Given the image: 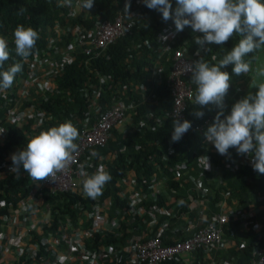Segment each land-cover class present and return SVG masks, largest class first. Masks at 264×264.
Segmentation results:
<instances>
[{"label": "trees", "instance_id": "trees-1", "mask_svg": "<svg viewBox=\"0 0 264 264\" xmlns=\"http://www.w3.org/2000/svg\"><path fill=\"white\" fill-rule=\"evenodd\" d=\"M74 1L76 0H71V4ZM79 1L82 2V0ZM126 2L130 3L128 14L124 11ZM60 3L61 0H0V36L6 39L10 53L9 59L4 62L0 71L7 70L17 62L22 65V71L16 74L12 87L0 91V128L5 131L0 144V162L11 168L12 153L9 157L7 154L11 149H15L14 152H16L19 148H25L31 135L66 120H70L79 130L82 119L97 117L114 101L121 99L124 104L132 106L128 112L132 121L149 118L151 123L149 127L138 126V130L124 136L113 126V137L103 146H95L92 150L104 157L101 165L105 166L112 176L111 181L105 185L103 194L98 197L100 201L109 199L107 215L118 218L124 212L125 202L117 194L118 178L132 171L136 176V183L145 186L142 179L145 180L152 171H159L165 176L168 188L173 189L174 201L179 200L178 204H174V201L167 202L166 198L159 193L153 198L155 205L163 209H167L172 204L175 205L171 215L163 213L157 217L155 226L164 221L166 223V228L161 229L163 238L169 235L168 227L181 222L182 214H186L189 219L193 217V213L188 211L190 200L195 198L204 200L203 213L204 223H206L219 212L216 203L222 199V194L226 193L227 203L233 206L230 207L232 210L228 213V219L221 224V239L229 240L232 244L224 250L210 247L192 251L191 254L198 259L203 253H210L213 256L220 254L219 262L223 264H246L253 261L256 258L254 247L262 245L264 228L259 235L248 229H242L238 213L247 209L251 203L261 204L258 202V197L264 198V174L254 171L252 164L242 169H228L229 157L220 155L207 145L204 133L213 123L220 109L209 104L199 109L203 111V117L195 116L194 112L198 106L193 103L196 85L192 80V99L186 102L185 117L181 119V121L184 119L191 121L192 127L179 142L171 141L174 130L172 121L175 119L167 115L171 100L165 85V78L171 64L170 53L173 49L184 46L186 51L192 54L196 48L200 47L195 44V37L198 34L192 35L188 30H183L175 37V42L163 51L162 47L158 46L156 36L170 22V19L165 22L162 14L146 7L143 0L140 2L138 0H94V7L88 10L86 15L74 14L71 6L61 7ZM172 5L174 9L176 0H172ZM117 11H121L126 17H129L132 12L138 13L137 17H131L132 25L127 34L108 44L97 56L85 55L75 47L70 49L72 35L66 27L79 31L89 30L97 21L111 20ZM18 25L32 27L38 32L39 39L33 49L37 59L54 53L52 62H49L47 66L50 68L49 78L53 87L44 97L22 99L21 102L23 105H34L35 110H39L44 115L43 121L41 120L33 128L27 123L17 127L6 119L14 99L18 97L16 83L26 75L27 70L30 69L35 73L37 67V59L35 63H29L16 54L13 33ZM55 28L61 29V39L58 44L60 43L70 53L66 61L62 60L64 56H59L50 44L49 31ZM240 38L234 34L223 45L206 44L207 49L195 58L198 60L202 57L210 64H218ZM157 54H159L158 57ZM213 56L216 57L215 61L212 60ZM255 57L256 51L245 57L246 61H250V69ZM232 68L233 65L229 64L221 69L227 71L231 77L230 87L224 98L223 112L238 101L241 95L240 86L248 80L247 74L235 75ZM96 90L98 96L94 98ZM205 118H208L206 125L201 130H195L193 125ZM31 120L30 117L27 121ZM121 145L124 146L123 150H120ZM167 148L171 149L172 153H167ZM107 153H112L114 157L107 160L105 158ZM86 154L89 155V152ZM161 154H165V160H160ZM97 156H92L85 163L80 160L79 169L88 175L93 174L96 171ZM201 156L209 157L210 165L224 169L221 179H208L210 170L204 169L206 165L201 162L203 158ZM199 157L201 158L198 160ZM197 180H200V188H195L194 182ZM35 182L22 167L18 173L10 172L1 176L0 216H9V208H15L21 198L27 197ZM81 188L83 189V182L73 192L50 193L44 187L39 188L37 192L40 194L41 203L55 204L57 210L61 208L58 211L65 213L73 223L78 213L75 204L81 201L77 191ZM230 198L234 201H229ZM86 201L93 202V199L86 196ZM143 216L144 219L150 218L147 211ZM133 218L132 225L127 224L128 226L125 224L126 219L121 218L117 232L93 233L88 240H85V247L88 249L93 246L110 245L113 250H118L117 255H120V260H116L113 254L104 255L103 264H121L126 252L119 248L126 244L129 236H136L140 232L136 226L138 218L137 216ZM58 225L57 213L53 212L51 219L43 225L42 231L55 234ZM129 226L134 227L131 233L126 230ZM31 234L33 237L36 236L35 232ZM147 237L148 235L142 239ZM44 253L50 256L51 250L47 249L45 244L37 242L33 258L39 260ZM20 261L24 263L23 256ZM200 263L199 260L198 264ZM206 263L209 264V260ZM157 264L184 263L176 257Z\"/></svg>", "mask_w": 264, "mask_h": 264}, {"label": "clouds", "instance_id": "clouds-1", "mask_svg": "<svg viewBox=\"0 0 264 264\" xmlns=\"http://www.w3.org/2000/svg\"><path fill=\"white\" fill-rule=\"evenodd\" d=\"M143 2L149 9L161 13L165 22L172 19L177 32L190 26L198 34L195 44L200 48L206 44L223 45L234 34L241 37L218 64H210L201 57L189 64L186 71L191 72V80L196 85L193 103L198 108L195 116L203 117L204 113L199 109L209 104L220 109L204 133L206 140L220 155L228 156L230 148H235L239 155L249 154L254 171L264 174V82L254 84L258 91L249 92L239 99L230 113L224 116V98L231 77L227 71L221 70L231 64L235 75L250 71V61H246L245 57L264 46V0H176L174 9L172 0ZM60 6H71V0H61ZM80 7L88 11L94 7V0H82ZM129 8L130 3L126 2L124 11L127 14ZM13 34L16 54L24 59L32 55L39 39L38 32L32 27L18 25ZM162 38L167 39V36ZM9 56L7 41L0 36V69ZM212 60L215 61L216 57L213 56ZM21 71L19 62L0 71V91L11 88L16 74ZM257 75L264 77V69L258 70ZM172 124V142H179L192 127L191 121L179 119V113ZM78 137V130L70 120L41 130L29 137L25 148H19L11 155L10 171L18 173L22 167L33 182L54 180L56 174L72 161L73 154L78 150L74 143ZM91 155L97 156L98 153L93 151ZM201 157V162L206 165L204 169H210L209 157ZM82 174L87 177L83 181V192L91 199L102 195L105 185L112 179L103 165L91 175ZM58 260L59 264H63V257Z\"/></svg>", "mask_w": 264, "mask_h": 264}, {"label": "built area", "instance_id": "built-area-1", "mask_svg": "<svg viewBox=\"0 0 264 264\" xmlns=\"http://www.w3.org/2000/svg\"><path fill=\"white\" fill-rule=\"evenodd\" d=\"M138 13H131L130 17L124 16L121 11H117L111 20H100L95 23L91 29H71L66 27V30H70L72 35L71 48H78V50L85 55L97 56L108 44L115 41L117 38L124 36L128 33L132 25V18L137 17ZM184 30H188L192 35L194 33L190 26H186ZM181 32V31H180ZM176 31L174 21L170 19V22L157 33L158 46L162 47L163 51H166L170 44L175 42V37L180 33ZM167 36V39L162 37ZM204 48H196L195 51L190 54L186 51L185 47H178L172 50L170 53L171 64L169 67L168 74L165 78V85L168 90V94L171 100L170 107L167 115L170 118L175 119L176 115L179 113V119H183L186 113V102L192 99V82L189 77H191V72H187L189 64L193 63L197 59L195 56H199L202 51L206 50ZM199 51V54L197 52ZM157 57L159 54L156 55ZM36 54H32L26 58V61L33 63L36 61ZM35 63V62H34ZM156 67V65H155ZM154 67V68H155ZM34 71L27 70L25 78L27 81L34 75ZM98 92L95 91V95ZM130 105L121 104L113 102L109 108L104 110L95 118H84L81 121L78 133L79 137L74 143L77 144L78 150L73 154L72 161L68 166L61 172L57 173L54 180L45 179L39 181L40 188H46L50 193H63V192H73L78 189L81 183L85 179V175L79 169L80 160L84 158L86 152L91 153L95 146H103L107 140L113 137L112 128L119 121L126 117V112L129 109ZM208 118H205L201 122H197L193 125L195 130H201L207 123ZM208 145V142H206ZM212 150H215L214 145H212ZM167 153H172V150L167 148ZM228 157L234 160L231 167L242 169L247 165L251 164V157L249 154L239 155L236 152L235 148L229 149ZM160 160H165V154L160 155ZM203 160V158L201 159ZM229 166V164H227ZM101 166L97 164V168ZM212 167V165H211ZM210 167V168H211ZM142 182H145L142 179ZM195 188H200V180L194 182ZM28 196L25 200H30ZM258 200H262V197H258ZM13 209L12 207H10ZM24 208L20 207L19 209ZM156 211L158 208L155 209ZM171 210H168L170 212ZM91 217L89 227L86 229L85 234L92 235L96 233L99 227L96 212H91ZM8 216V215H7ZM1 217H6V215H1ZM229 217L228 213H217L214 214L213 218L204 223L202 226L197 228L187 237H175L174 230L167 229L169 235L166 237L161 236V230L152 233L149 237L144 240L132 241L130 248L133 254V261L137 264H157L161 261L170 260L173 258H181L182 256L191 253L192 251L198 249H207L210 247H217L221 242V224L226 221ZM239 218H244V210L238 213ZM14 224H11V227L14 228L17 224V220L13 219ZM24 222V220H22ZM3 225L0 222V227ZM15 237H19L17 233H14ZM3 234L0 232V248L3 244L2 241ZM175 237V238H173ZM166 241H163V240ZM38 241L47 246V242L42 240ZM36 241V243L38 242ZM33 242V241H32ZM47 243V244H46ZM262 245L255 251L256 258L246 264H264V239L262 240ZM15 245H18V240L14 241ZM27 247V246H26ZM29 250L19 252V261L17 264H22L20 258L23 256V264H41L49 259L46 253H44L39 260L33 258V251L31 250L32 246H28ZM79 250L78 256H75L73 264H92L96 258L100 259L104 255H109L110 253L114 254V251L111 250L110 245L106 248L102 246H93L86 248L85 246H77L73 249V245H70V250ZM37 249V247L35 248ZM49 249V246H47ZM67 257H63V264H67ZM50 260V259H49ZM59 261V260H58ZM52 264H56L55 262ZM209 264H223L217 260L210 259Z\"/></svg>", "mask_w": 264, "mask_h": 264}, {"label": "crops", "instance_id": "crops-1", "mask_svg": "<svg viewBox=\"0 0 264 264\" xmlns=\"http://www.w3.org/2000/svg\"><path fill=\"white\" fill-rule=\"evenodd\" d=\"M67 59H65L66 61ZM48 78H49V74H48ZM102 78L100 77V80ZM49 83L50 85H48V87H53V84L51 82V79L49 78ZM17 83H16V91L18 93V97L19 98H24L26 95V90H23V88H17ZM97 92V90H96ZM98 96L95 95L94 93V98H96ZM117 103H121L124 104L121 99H119L118 101H114ZM132 108V106L130 105L129 109L126 112V117L122 119L121 121H119L116 125H115V129L117 132L121 133L123 136L127 133H131L133 131L138 130V126H145L143 120L146 118H140L138 119V121L134 122L132 121V118L129 115V111ZM34 112L31 111L30 115H33ZM225 112H224V116H225ZM39 117V115H37ZM31 117V116H30ZM35 117V116H33ZM91 118V117H90ZM224 118V117H223ZM148 119V118H147ZM5 132L0 140V144L2 142V139L4 138ZM208 142V141H207ZM208 145L210 147H212V143L208 142ZM137 147V145H136ZM124 146L121 145L120 150H123ZM10 153V151H9ZM92 155L91 153H89V155H85L84 158L82 159V163H85L88 159H91ZM114 157V155L112 153H107V155L105 156V158L108 160H111ZM228 157V156H227ZM104 157L98 155L97 159H96V163L101 165V161L103 160ZM229 161L230 164L228 166V169L233 170L234 167H231V164H233L234 160L232 158L229 157ZM209 172V180H219L223 177V172L224 169L219 168L217 166H212ZM134 175V173H127V175H125L124 177H120L117 179L116 183L118 186V190H117V194L120 196L119 198L124 200L125 202V208H124V212L123 214H129L127 216L125 215H121V217H126V222L125 224L127 225H132V221H134V216H137L138 220H136V226L139 228L140 232L135 236L132 237H128L126 244L122 247H120L119 249H121L122 251L126 252L124 254V259L121 262V264H137L134 263L133 261V254L130 251V245H131V241L136 238V239H140V238H144L146 235H148V237L156 232V231H160L163 228H166V223L165 221L162 222L160 225L155 226V223L157 221V217L160 214H169L172 212L173 208H175L174 204H178V201H174V198L172 197V192L173 189H169L168 186L166 185L165 179L163 177V175L161 174V172L159 171H152L147 177H145V186H140L137 185L134 181V179L132 178V176ZM142 176V175H141ZM160 184V186L158 185ZM159 186V187H158ZM83 192V189H80ZM84 193V192H83ZM161 194L163 195L167 202H171L174 201V204L170 205L167 209H163L162 207H158L155 205L153 198L155 196V194ZM226 193L222 194V199H220L216 204L219 208V212L218 213H229L232 209L230 208L233 205H230L229 203H227L226 200ZM262 197V196H261ZM103 201V200H102ZM229 201L233 202L234 199L230 198ZM101 201L98 200V197L96 199H94V204H96L95 209L97 210H102V208L99 206ZM258 202H261V204H257L254 205L253 203L249 204V207L247 209L244 210V218H240V227L242 229H248L251 232L257 233V235H259L260 233H262L263 228H264V198L262 197V200H258ZM101 204H103L104 206H106L104 208V214L103 216L105 217V220L107 221V223H109L110 228L106 229L105 231L102 232H114V230L112 229V224L115 223V217H109L106 213H107V209L109 207V199L106 198ZM158 208V210L156 211L155 209ZM205 208V202L202 199L199 198H195L189 201L188 203V211L190 213H193V217L191 219H189L187 217V215H181V222L177 223L174 226L168 227L167 229H171L174 230V236L175 237H186L189 236L195 229L199 228L200 226L203 225V223L205 222V216L203 213V210ZM10 209V213L9 216L6 217H1L0 218V222L3 223V225L0 227V232L3 234L2 237V241L3 244L0 248V264H17L19 261V252L20 251H26V246H25V240L28 238L29 235H27L26 233L31 229L28 228L27 226H25V222L28 224V226L31 227L32 222L30 220V218H32L33 216H36V214H30L31 211H29V214L25 216L26 211H25V207L21 208V209ZM168 210H171L170 212H168ZM148 212V214L150 215L149 219H144V214L145 212ZM152 211V213H151ZM17 220V224L14 228L11 227V224H14L16 222L13 221ZM22 220H24V222H22ZM125 221V220H124ZM70 222V221H69ZM86 223L84 222L83 224L80 223L79 219H76L73 223L70 222V228L73 227L75 229H78L79 227L77 226H83ZM90 224L87 225V227L85 229H83V234H85L86 229L89 227ZM127 225V226H128ZM33 227V226H32ZM116 228V227H115ZM98 232H101L100 226L97 229ZM126 230L128 232H132L134 230L133 226H129L126 228ZM59 231V229L57 230ZM14 233H17L19 237H15ZM62 235V233H61ZM86 235V234H85ZM18 240V245L14 244V241ZM88 240V238L86 239ZM48 244L51 242H47ZM232 244V242H230L229 240H221V242L219 243V245L216 247L219 250H224L225 248L229 247ZM70 245L68 246L67 250L64 252L61 251H54L50 246H49V250H51L50 253V261H52V263H56L59 264L58 258L59 257H67L68 260H66L65 262L67 264H73V261L75 260V256H68L66 253L67 251H69ZM106 248H108V245H104ZM111 247V246H110ZM259 248V246L254 247V252ZM112 251H114L112 256L116 259V260H120V255H117V251L113 250L111 248ZM220 254H216L215 256H213L210 253H203L202 257L200 259L198 258H194V255L191 253H188L184 256H182L180 259L184 264H198L199 260L201 261L200 264H205L206 262H208V260L210 261V259L213 260H217L220 261ZM105 261V259H102V257L100 259L96 258V260L92 263V264H103ZM208 264V263H206Z\"/></svg>", "mask_w": 264, "mask_h": 264}, {"label": "rangeland", "instance_id": "rangeland-1", "mask_svg": "<svg viewBox=\"0 0 264 264\" xmlns=\"http://www.w3.org/2000/svg\"><path fill=\"white\" fill-rule=\"evenodd\" d=\"M138 1L140 2V0H138ZM80 4L81 3L79 0L74 1L71 4L72 11L74 12V14L82 13V14L86 15L88 13V11L82 10L80 7ZM49 39H50V44L53 46L55 52L59 56H64V58L62 60H65L68 58V56H70V53H68L69 51L68 50L66 51V48L63 47L60 43L58 44V42L61 39V29L60 28H55V30L51 29L49 31ZM52 58H54V53L51 54V56H45L41 59L40 58L37 59V63H36L37 67L35 70V74L30 79V81H27L25 76L22 77V79L18 80L17 88L18 89L23 88V90H26L25 98L16 97L14 99V103H12V108L10 109V112L7 113V115H6V119L9 122H13L17 127H22L23 124L27 123L29 125V127L33 128L36 125H38L41 122V120L44 118V115L39 110L38 111L35 110L34 105H26V104L23 105V104H21V102H22V99L30 100V99H35L38 96L44 97L46 92L52 88L50 86L48 87V85H50L49 78H48L50 68L47 67L49 62H52ZM261 69H264V46H262L260 49H258L256 51L255 61L252 65L250 71L247 73L248 80L246 81V83L244 85L240 86L241 95H240L239 99L246 96L249 92L255 93L256 91H258V89L256 87H253V86H254V84L264 82V77H259L257 75L258 70H261ZM232 106L229 107L228 109H225L224 112L226 115H228L230 113ZM31 111L34 112L33 115H30ZM37 115H39V117ZM30 116H31L32 120L30 122H28L27 120H28V118H30ZM33 116H35V117H33ZM143 122L146 126H148V127L150 126L151 122H150L149 118L144 119ZM4 132H5L4 129L2 130L0 128V140H1ZM14 150L15 149H11L10 153H8L7 156L9 157L11 153L13 154ZM10 172H11L10 167H8V166H6L0 162V177L7 174V173H10ZM129 173H133V172L129 171ZM135 177L136 176L134 174L132 176L134 181L136 180ZM163 177L165 178L164 175H163ZM135 183H136V181H135ZM136 184L141 186V183H136ZM158 185L160 186V184H158ZM39 188H40L39 182H35L32 185L30 193H28V195H27L28 198H30V200L20 202V200H25L26 197L21 198L15 206V209H19L20 207L27 208L28 210L26 211L25 216L29 214V211H31L30 214H36V216H33L32 218H30V220L32 222L31 227L28 226V224L25 222V226H27L28 228H31L26 233L27 235H29L28 238L24 241L26 243L25 246H27L26 247L27 251L29 250V248H28L29 245L32 246V248H31L32 251L36 250L35 248L37 247V243H36V241H38L37 239L42 240L43 242H51L49 244H47V243L46 244H47V246H50L54 251H61V252L64 251L65 252L67 250L69 244L73 245V249L76 248L77 246H81V245L85 246V240L87 238H89L90 235H87V234L85 235V234H83L82 231H83V229H85L87 227L88 224H90V221L93 220L92 219L93 217H91V215H90L92 211L96 212V218H97L98 224L100 226L101 232L110 228L109 223H107V221L105 220V217L103 216L104 208L106 207L103 204H101L103 201H101L99 203L100 204L99 206L102 208V210L101 211L97 210L94 207V206H96V204H94V199H93V202L86 201V195L79 189L80 191H77V192L81 196V201H79L80 203L75 204L77 211H78V213L75 217V220L79 219L81 224H83L84 222L86 224L81 226V227L77 226V227H79L78 229H75L73 227L70 228V225H69L70 220H69L68 216L65 213H61L60 211H58L61 208H58V210H57V207L55 206V204L50 205V204L41 203L40 194L37 192V190H39ZM53 212H56L57 216H58V222H59L58 229H59V231H56L55 234L51 233V232H43L42 231L43 225L51 219ZM123 215L127 216L129 214H122V216ZM121 218H123V217H121V216H119L118 218L115 217L116 222L113 223L111 226L112 229L114 230V232H117V227H118V224H119V221L121 220ZM125 218L126 217H124V219ZM86 219H87V221H86ZM31 232H35L36 236L33 237ZM61 233H62V235H61ZM134 240L141 241L143 239L142 238H140V239L134 238L132 241H134ZM72 250H70V252L67 254L68 256H78L79 255V254H77V253H79L78 248H77V250H74V251H72ZM66 260H68V258ZM41 264H52V261H50L48 259L45 262H42Z\"/></svg>", "mask_w": 264, "mask_h": 264}]
</instances>
